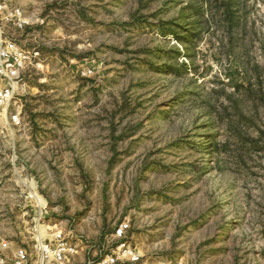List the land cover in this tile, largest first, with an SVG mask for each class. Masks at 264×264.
<instances>
[{
    "label": "rangeland",
    "instance_id": "rangeland-1",
    "mask_svg": "<svg viewBox=\"0 0 264 264\" xmlns=\"http://www.w3.org/2000/svg\"><path fill=\"white\" fill-rule=\"evenodd\" d=\"M0 264H264V0H0Z\"/></svg>",
    "mask_w": 264,
    "mask_h": 264
},
{
    "label": "built area",
    "instance_id": "built-area-1",
    "mask_svg": "<svg viewBox=\"0 0 264 264\" xmlns=\"http://www.w3.org/2000/svg\"><path fill=\"white\" fill-rule=\"evenodd\" d=\"M7 96V95H6ZM5 97V96H4Z\"/></svg>",
    "mask_w": 264,
    "mask_h": 264
}]
</instances>
